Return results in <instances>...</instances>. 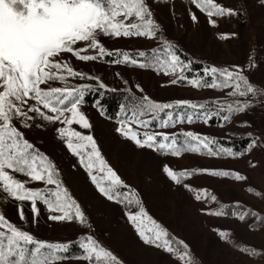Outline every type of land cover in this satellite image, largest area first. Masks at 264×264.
<instances>
[{
    "label": "rangeland",
    "instance_id": "1",
    "mask_svg": "<svg viewBox=\"0 0 264 264\" xmlns=\"http://www.w3.org/2000/svg\"><path fill=\"white\" fill-rule=\"evenodd\" d=\"M214 2L235 14L209 18L191 0H147L152 18L159 25L158 35L171 42L187 59L186 62L194 61L205 68L234 69L238 66L251 85L264 90V0ZM193 15L196 19H193ZM210 19L215 20V25L210 23ZM98 40L106 51H147L161 44L159 39L145 37L113 38L101 35ZM73 50L79 51L80 55L98 54V49L89 48L88 42L84 41L77 42ZM105 57L98 61H82L73 53H60L51 59L54 63H67L73 70H86L108 87H129L153 102L189 100L203 103L215 100L225 104L237 100L247 101L249 107L236 113L225 128H209L195 123L177 125L175 128H153L152 131L169 135L194 131L208 137L248 133L255 137L251 147L241 156L225 159L191 153L178 157L165 155L157 149L139 146L118 131L121 121H111L96 106L82 103L80 108L90 127L83 129L73 124L71 128L93 137L107 166L120 177L122 192L127 193L133 203L129 204L127 200L119 202L115 198L109 200L92 182L80 158L67 148V137L61 138L58 129L67 127L62 123L63 117L60 121L52 122L44 133H37L36 128L41 127L42 118L28 109L39 105H36L35 100H29L22 106V110L32 117L28 121L29 126H24L23 117L14 120V126L36 150L54 163L61 186L79 204L86 223L78 220L52 221L46 206L39 201V214L34 216L30 202L7 198L2 190L0 214L42 241L69 243L90 235L116 258L115 261L109 258L101 264H185L176 257L174 251L169 252L163 246L146 243L141 237L137 224L129 219V215H137L142 208L146 215L139 219L143 221L145 229L159 225L165 232L197 244L200 253L211 255V264H264V230L250 231L240 223V218L228 219L216 215L214 205L209 208L206 204L209 194H218L226 203L241 202L248 210L264 215V95L258 92L243 98L230 97L227 93L232 89L196 88L186 82L174 84L172 81L177 79L178 73L165 75L152 68L114 64L105 62ZM58 81H47L40 87L44 90L63 87ZM39 107L45 115H55ZM65 115L70 116L69 113ZM137 130L141 133L145 131ZM165 167L175 172L197 171V176H188L186 181L177 183L164 171ZM205 169L209 172H204ZM211 171H229L244 179L237 180L235 176L216 177L209 174ZM62 173L65 178H62ZM10 174L21 182L28 181L26 187H54L43 182H31L23 174ZM92 174L103 175L95 169ZM198 194L200 199L196 198ZM21 210L24 219L20 218ZM165 239L161 238V245ZM248 247L259 253H246ZM60 264L89 262L82 259Z\"/></svg>",
    "mask_w": 264,
    "mask_h": 264
},
{
    "label": "snow or ice",
    "instance_id": "2",
    "mask_svg": "<svg viewBox=\"0 0 264 264\" xmlns=\"http://www.w3.org/2000/svg\"><path fill=\"white\" fill-rule=\"evenodd\" d=\"M191 3L209 18L235 14L214 0H191ZM193 19H196L194 15ZM210 23L215 25V20L210 19ZM158 32L159 25L152 18L147 0H0V190L7 198L30 202L34 216L39 214V201L46 206L52 221L78 220L86 223L79 204L61 186L54 163L36 150L14 126L13 121L21 117L24 118V126H29L28 121L32 117L21 106L29 100H35L36 105L55 115H45L39 106H31L29 112L49 122L60 121L63 117L62 123L67 127L58 129L60 136L67 137V148L80 158L81 165L88 170L97 189L109 200H119L123 195L129 204L133 203L127 193L122 192L120 177L107 166L93 137L71 128L73 124L83 129L90 127L80 108L86 89L67 84L48 90L40 87L47 81H65L66 77L60 74L62 71L73 78H84L82 73L74 71L67 63L52 61L51 58L60 53H73L82 61L102 60L110 56L113 58L110 62L114 64L152 68L165 75L178 73L177 79L172 81L174 84L186 82L196 88L232 89L227 93L230 97L243 98L258 92L264 95V90L251 85L238 66L234 69L210 67L196 76L191 75V63L183 61L175 46L158 35ZM101 35L159 39L161 44L150 51H106L98 40ZM80 41L88 42L89 48L98 49V54L80 55L79 51L74 52L73 46ZM100 88H105L102 82ZM96 103L100 105L99 100ZM131 104L130 110L122 106L125 115L118 131L139 146L156 148L162 154L177 157L182 152L209 156H232L235 153L220 145L219 141L194 131L169 135L152 131L154 126L175 128L182 124L208 123L217 117L221 118L223 126L236 113L249 107L247 101L240 100L225 104L215 100L203 103L189 100L161 103L153 102L147 96L133 98ZM66 113L70 116H66ZM137 129L145 131L141 133ZM93 169L103 175L92 174ZM164 171L177 183L193 174L187 171L175 172L168 167ZM203 171L209 172L207 169ZM10 172L23 174L31 182H43L54 187H26L28 181L21 182ZM209 174L244 179L229 171H211ZM196 198L200 199L201 196L198 194ZM212 199L215 200V197ZM222 212L215 214L221 215ZM145 215L142 208L137 215H129V219L137 224V230L145 242L163 246L169 252L174 251L172 242L167 239L161 245V238L166 237L167 232L155 225L154 221L152 223L155 227H143V221L139 218ZM245 215H241L240 219H244ZM20 218L24 219L22 210ZM72 246L69 243H52L35 238L0 214V264H58L68 258L67 253ZM76 246L81 249V255L76 258L88 261L89 264H101L109 258L110 261L116 260L110 251L101 247L90 235L81 236ZM179 259L185 260V264H193L186 251L179 255Z\"/></svg>",
    "mask_w": 264,
    "mask_h": 264
},
{
    "label": "trees",
    "instance_id": "3",
    "mask_svg": "<svg viewBox=\"0 0 264 264\" xmlns=\"http://www.w3.org/2000/svg\"><path fill=\"white\" fill-rule=\"evenodd\" d=\"M237 2V0H231V3ZM177 53L181 56V59L183 61H187V59L182 56V54L179 52L177 48H175ZM150 51V50H147ZM105 62H110L113 58L110 56L105 57ZM98 61V60H97ZM191 68H192V73L191 75L196 76L200 73L203 72L205 67L201 65L200 63L196 62H191ZM73 67V66H72ZM78 73H82L84 78H73L71 76H68L67 73H60L66 77L65 81H58L65 86L67 84L68 86L72 87H84L86 89L84 93V101L82 103L87 104V105H94L96 106L103 116L111 121H122L125 115V111L122 110V106L126 110H130L132 107L131 104V99H140L142 96L136 92L135 90L131 88H123V89H116L114 87H108L105 85V88H100V81L99 79H89L88 77H93L97 78L93 74L87 72L86 70H74ZM178 84V83H177ZM100 101V105H97V101ZM23 106V105H22ZM21 106V107H22ZM42 118V117H39ZM42 124L41 127L36 128V132H45L48 128L51 127V123L49 121H46L42 118L41 120ZM228 123V122H227ZM227 123L223 124L222 126V121L220 117H217L213 119L212 121L208 123H203V122H198V124L203 125V126H208L210 127H224L227 125ZM154 129L156 128L155 126L153 127ZM172 135V134H170ZM212 139L219 141L220 145L230 148L235 155L232 156H241L243 155L246 151L249 150L251 147L253 141H254V136H251L248 133L246 134H240L237 136H224V137H211ZM156 149V148H154ZM194 154L198 156H203V157H208V158H220V159H225L228 158V155H219V156H209L207 154H200V153H192V152H182L181 154ZM171 155V154H168ZM172 156V155H171ZM193 173L192 177L197 176V171H189ZM63 174V175H62ZM61 176L62 178H65L64 173H62ZM187 178V177H186ZM186 178H183L180 183L186 181ZM252 193L255 194V191L252 190ZM256 195V194H255ZM215 197V200L212 198ZM260 198V197H259ZM126 199H124V196L122 195L120 199L118 200L119 202H124ZM206 204L209 206V208H212L211 205L213 204L215 207V211H221L223 210L222 214L220 215L221 217H225L228 219L232 218H240L241 215H245L244 219H240V223L247 226L250 231H261L264 230V215H259L258 213H255L251 210H248V208L244 207L241 202H232V203H226L222 200L220 195H213L212 193L208 195L206 198ZM149 208V207H148ZM153 209V208H150ZM167 240L172 242V247L174 249V252L176 254V257L179 259V255H182L185 251L188 253V258H190L193 262V264H211L210 263V254L208 253H200V249L195 243H189L186 241L184 238H178L170 233H167V236L165 237ZM79 240L69 242V244H72L73 246L70 248L69 252L67 253V257L61 261L58 262V264L66 261H71V260H82V259H77L76 257H79L81 255V249L76 246ZM241 245V244H239ZM178 249V251H176ZM246 253H253V254H258V250L248 247L245 250ZM210 255V256H209ZM181 260V259H179ZM185 262V260H181Z\"/></svg>",
    "mask_w": 264,
    "mask_h": 264
}]
</instances>
